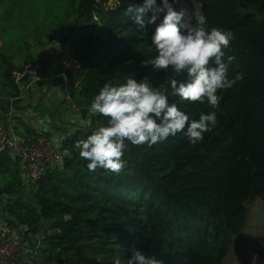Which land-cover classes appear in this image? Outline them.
<instances>
[{"label": "trees", "instance_id": "16d2710c", "mask_svg": "<svg viewBox=\"0 0 264 264\" xmlns=\"http://www.w3.org/2000/svg\"><path fill=\"white\" fill-rule=\"evenodd\" d=\"M200 1L209 27L234 33L225 58L235 57L230 75L243 79L222 93L218 125L202 143L192 147L178 137L151 148L131 146L126 168L114 175L89 172L73 145L106 123L89 112L105 82L132 75L157 87L167 84L171 73L144 64L155 55L150 37L163 13L138 31L126 14L131 0H0V83L16 96L11 72L23 59L43 62L33 49L66 30L67 38L76 35L77 49L68 53L81 66L71 78V95L87 121L63 139V166L27 181L31 203L15 197L24 183L20 161L0 152L4 223L30 246L36 242L29 234L50 233L23 264H127L134 250L164 264L223 262L244 230L248 202L264 200V0ZM198 20L193 17L189 27ZM169 95L193 119L213 111Z\"/></svg>", "mask_w": 264, "mask_h": 264}, {"label": "clouds", "instance_id": "9594fccd", "mask_svg": "<svg viewBox=\"0 0 264 264\" xmlns=\"http://www.w3.org/2000/svg\"><path fill=\"white\" fill-rule=\"evenodd\" d=\"M178 0H131L126 8L138 31L155 24L151 34V48L155 55L144 61L154 72L171 73L163 87L154 86L147 79L128 76L123 82L109 80L93 97L89 112L100 116L105 124L73 145L86 162L89 172L98 169L120 175L127 166L125 154L131 146L151 148L170 138H186L192 147L203 142L205 135L218 125L217 112L222 93L231 89L242 75L231 76L234 56L226 57V50L235 39L230 29L209 27L203 15L188 26V10L174 8ZM208 105L213 111L201 113L193 119L177 102ZM91 121H89V125ZM57 163L63 166V160ZM115 264H121L120 259ZM127 264H164L154 255L132 251Z\"/></svg>", "mask_w": 264, "mask_h": 264}, {"label": "built area", "instance_id": "2783aa9c", "mask_svg": "<svg viewBox=\"0 0 264 264\" xmlns=\"http://www.w3.org/2000/svg\"><path fill=\"white\" fill-rule=\"evenodd\" d=\"M112 3L113 5L115 4L113 1ZM67 34L66 30L58 31L50 40V46L57 60V69L54 77L59 80L70 106L82 116V109L75 105L71 95V78L80 73L81 66L77 57L65 51ZM44 67L43 62L28 58L21 67L11 72V78L21 94L14 99L20 98L22 94L47 79L43 73ZM12 112L13 106L10 107L8 114H6L5 123H0V152H7L10 156L17 158L20 161L21 170L24 172L22 176L26 181L31 182L37 181L47 171L59 165L57 161L62 160L63 139L66 135L73 134L74 131L86 125L81 123L78 127L76 126L69 130L68 134L59 136L56 141L52 135L46 133H42L35 138L24 139L18 135L14 125L11 123ZM59 128L60 125H57L56 129ZM49 234H40L35 245L30 246L18 235L13 225L8 223L1 224L0 264L19 263L26 254L35 252L39 248L41 241Z\"/></svg>", "mask_w": 264, "mask_h": 264}, {"label": "crops", "instance_id": "0c3cea01", "mask_svg": "<svg viewBox=\"0 0 264 264\" xmlns=\"http://www.w3.org/2000/svg\"><path fill=\"white\" fill-rule=\"evenodd\" d=\"M110 5H113L111 1H110ZM66 40L68 41V43L65 44V51L69 53L75 51L77 49L76 35L71 34L70 37L67 38ZM48 53L50 57H48V59L47 57H44L45 59H42L45 66L43 69V73L47 77V79L43 81L41 84L36 85L33 89L29 90L28 92L22 94L20 98L14 99L17 95L18 96L21 95L18 88H17L18 94L15 96L14 88H12L11 86H3L0 83V123H5L6 114H8L10 107L13 106V112H12L13 117L11 123L14 125L17 132L20 133L19 136L25 139L30 138L31 137L30 135L39 132L41 134L46 133L52 135L56 141L59 136L68 134L69 130L74 128L72 127V125L64 126L63 131H60L59 129L58 130L56 129V126L60 124L54 125L56 124V122H60V123L66 122L64 120H66L67 118L69 122H71L70 121L71 119L68 117V114L71 115V112L69 110L70 104L66 98V93L61 88L59 80L54 77L55 71L57 69V60L55 58L54 52L50 48V45L48 48ZM13 99L14 101L11 102V100ZM49 110L56 111L55 115L59 117L58 120H56L57 118H51L49 116V113L46 112ZM27 127L31 131H26ZM3 213H4L3 205L0 204V225L4 223ZM251 217L253 219L251 224L253 225L251 228V232H249L248 234L244 235L241 238L240 247H242L249 241L251 242L253 241L255 243L256 240L262 239L261 247L263 250L264 249V209L262 210L259 209L258 211H254ZM37 237L31 236L29 234L28 239H30L31 242L34 241L36 242ZM246 247L247 246L245 245V248ZM38 249L33 253L26 254L27 256L17 264H23L26 261L27 257L30 256L29 258H31L35 256L38 253ZM229 252L227 256L229 255ZM239 254L240 252L236 257H238ZM247 254L248 253L241 255V258L244 259L243 256L244 255L247 256ZM227 256L225 257V259L227 258ZM225 259L223 261H225ZM257 262L259 264H264V257L261 256V258L258 259Z\"/></svg>", "mask_w": 264, "mask_h": 264}, {"label": "rangeland", "instance_id": "374dc122", "mask_svg": "<svg viewBox=\"0 0 264 264\" xmlns=\"http://www.w3.org/2000/svg\"><path fill=\"white\" fill-rule=\"evenodd\" d=\"M181 7H184L188 10V14L186 16V23L188 26H189L190 20L193 17L200 18L202 16L201 15V9H200V7H201V1L200 0H178L177 9L179 10ZM43 42L44 43H42L41 46H37L33 49V53H34V56L39 58V59H45L44 57H47V59H48V57H50L49 53H48V48H49L50 43L45 45L46 42L45 41H43ZM66 43H68L67 40L65 41V44ZM0 45H1V41H0ZM50 48L52 50L51 46H50ZM23 60H22V63L24 62ZM69 110L71 112V115L68 114V117L71 119L70 120L71 122H69V120L67 118L66 120H64V121H66L64 123L56 122V124H54V125H57V124L61 125V127L59 128L60 131H63L64 126L72 125L73 127H76V126L78 127L81 123L82 124L87 123V121H85L84 118L81 115H79L76 110H74V108H72L70 106ZM52 111L49 110L46 112L49 113V116L51 118H57L56 120H58L59 117L57 115H55L56 111L55 110H52ZM82 113H83V109H82L81 114ZM23 173L24 172H22V175H23ZM15 197H21L26 202H30V203L33 202V200H32V198H33L32 185L29 182H27L26 180H24L21 192L18 195H16ZM262 201H264V200L258 197V198H255L254 200H251L250 202H248V204H247L248 219H247V223L245 225V228H244L243 232L238 237H236L234 239L233 246L229 252V255L227 256L225 261H223L221 264H259L257 262V259L258 258L260 259L262 256L261 255V250H262L261 240L262 239L256 240L255 243L253 241L252 242L249 241L248 243L245 244L247 246L246 248H245V245L240 247V243H241V238L244 235L251 232V228L253 226V225H251L252 221H253L251 215L253 214V212L258 211L259 209H261V210L264 209V202H262ZM46 226L48 227V223ZM239 252H240L239 256L236 257ZM246 253H248L247 256L244 255L243 256L244 259L241 258V255L246 254ZM254 254H257V255H254ZM234 258H236V259H234Z\"/></svg>", "mask_w": 264, "mask_h": 264}]
</instances>
